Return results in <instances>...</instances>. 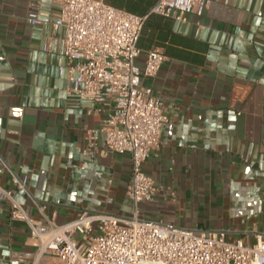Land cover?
Masks as SVG:
<instances>
[{
	"label": "crops",
	"instance_id": "1",
	"mask_svg": "<svg viewBox=\"0 0 264 264\" xmlns=\"http://www.w3.org/2000/svg\"><path fill=\"white\" fill-rule=\"evenodd\" d=\"M30 1L0 0V185L15 188L14 175H27L16 198L36 219L34 199L58 224L88 209L130 217L132 156L106 151L105 112L89 113L100 106L67 93L61 46L42 50L52 24L27 22ZM105 1L147 16L140 65L150 48L166 55L144 81L164 99L170 123L144 164L159 190L141 215L254 242L264 232V0H212L184 22L152 13L158 0ZM59 9L45 0L44 18ZM37 248L0 191V264H32Z\"/></svg>",
	"mask_w": 264,
	"mask_h": 264
},
{
	"label": "built area",
	"instance_id": "2",
	"mask_svg": "<svg viewBox=\"0 0 264 264\" xmlns=\"http://www.w3.org/2000/svg\"><path fill=\"white\" fill-rule=\"evenodd\" d=\"M59 6L55 19L44 16L45 0H31L26 20L30 25L51 22L52 33L42 46L55 52L61 46L58 72L66 77L68 94H76L104 111L99 129L106 151L130 153L132 168L127 196L132 216L84 210L74 219L58 224L48 214V204L34 199L42 218H33L16 198L27 190L29 177L14 175L15 188L0 185L12 219L24 222L38 241L28 254L32 264H264V232L255 241L228 240L225 230H203L166 225L141 218L140 204L152 201L159 190L144 164L160 143L170 118L164 99L144 83L155 77L166 55L159 47L147 50L138 63V45L147 16L105 0H50ZM212 0H158L152 13L187 21L202 16ZM201 26L199 25L198 30ZM95 144L96 131H87Z\"/></svg>",
	"mask_w": 264,
	"mask_h": 264
},
{
	"label": "rangeland",
	"instance_id": "3",
	"mask_svg": "<svg viewBox=\"0 0 264 264\" xmlns=\"http://www.w3.org/2000/svg\"><path fill=\"white\" fill-rule=\"evenodd\" d=\"M141 218H144L143 215H141ZM146 220L152 221V220H150V219H146ZM228 240H231V239H228ZM231 241H232V240H231Z\"/></svg>",
	"mask_w": 264,
	"mask_h": 264
}]
</instances>
